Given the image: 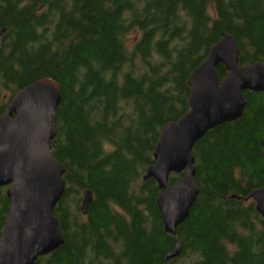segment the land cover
I'll list each match as a JSON object with an SVG mask.
<instances>
[{
    "label": "trees",
    "instance_id": "obj_1",
    "mask_svg": "<svg viewBox=\"0 0 264 264\" xmlns=\"http://www.w3.org/2000/svg\"><path fill=\"white\" fill-rule=\"evenodd\" d=\"M224 34L240 66L264 63V0H0V116L41 79L61 88L51 150L65 170L64 245L35 264H264L249 201L264 189V94L246 93L242 118L195 145L198 197L174 236L143 181L163 126L188 112L189 75ZM8 207L0 189V235Z\"/></svg>",
    "mask_w": 264,
    "mask_h": 264
},
{
    "label": "water",
    "instance_id": "obj_2",
    "mask_svg": "<svg viewBox=\"0 0 264 264\" xmlns=\"http://www.w3.org/2000/svg\"><path fill=\"white\" fill-rule=\"evenodd\" d=\"M239 55L234 39L222 35L188 77L189 111L161 130L154 165L143 180L154 181L161 192L156 206L169 236L186 222L198 197L195 145L209 132L242 118L246 93L264 94V63L239 66ZM220 66L227 73L222 82L216 72ZM60 101V86L41 79L18 92L0 116V189H6L9 201L0 235V264H35L64 245L54 210L66 189L65 170L51 153ZM260 146L264 162V141ZM171 175L183 176L169 187ZM249 199L264 220V189L254 190ZM92 200L90 192H82L83 217ZM180 252L177 244L165 261L178 258Z\"/></svg>",
    "mask_w": 264,
    "mask_h": 264
},
{
    "label": "rangeland",
    "instance_id": "obj_3",
    "mask_svg": "<svg viewBox=\"0 0 264 264\" xmlns=\"http://www.w3.org/2000/svg\"><path fill=\"white\" fill-rule=\"evenodd\" d=\"M6 98H7V97L4 98V100H3L4 102L7 100ZM1 103H2V102L0 101V104H1Z\"/></svg>",
    "mask_w": 264,
    "mask_h": 264
}]
</instances>
